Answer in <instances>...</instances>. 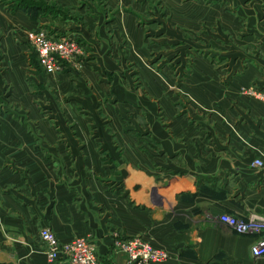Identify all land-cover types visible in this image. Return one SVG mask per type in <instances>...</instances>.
<instances>
[{
	"label": "crops",
	"instance_id": "1",
	"mask_svg": "<svg viewBox=\"0 0 264 264\" xmlns=\"http://www.w3.org/2000/svg\"><path fill=\"white\" fill-rule=\"evenodd\" d=\"M47 1L59 9L35 18L0 3V264H66L47 260L43 227L92 241L101 264H137L114 249L120 236L170 252L151 264H264L252 253L259 233L221 218L264 219V167L253 166L264 101L245 91L264 89V0H162L176 28L157 33L177 52L161 63L120 0H104L113 13ZM40 29L78 39L80 71L44 73L27 39ZM195 37L223 62L182 59L184 43L200 49ZM45 96L52 115L78 122L40 121Z\"/></svg>",
	"mask_w": 264,
	"mask_h": 264
},
{
	"label": "built area",
	"instance_id": "2",
	"mask_svg": "<svg viewBox=\"0 0 264 264\" xmlns=\"http://www.w3.org/2000/svg\"><path fill=\"white\" fill-rule=\"evenodd\" d=\"M27 39L47 74L63 71L83 53V46L71 35L50 34L40 29L28 31ZM249 91L264 101V89L251 86ZM253 166L264 167V160L261 157L256 158ZM221 218L239 233H259L258 240L252 246V253L254 257L264 256V219L256 217L249 223H243L239 222L238 217L230 214H223ZM40 239L46 246L50 263L62 259L66 264H101L96 244L86 238L76 237L71 241L62 242L51 228L43 227L40 230ZM120 247L128 255L131 263L151 264L170 257L168 250L154 247L143 237L127 238L122 241Z\"/></svg>",
	"mask_w": 264,
	"mask_h": 264
},
{
	"label": "rangeland",
	"instance_id": "3",
	"mask_svg": "<svg viewBox=\"0 0 264 264\" xmlns=\"http://www.w3.org/2000/svg\"><path fill=\"white\" fill-rule=\"evenodd\" d=\"M82 1H84L86 3L89 2L91 4L93 3L97 7L99 6L103 10H106V12H109V13L114 12V11H112V7L108 8L106 6L104 0H82ZM119 3H120V5H118V6L116 5V7L114 8V9H116V11L120 10V8H122L124 11H130V12L134 13L135 15H140L141 19H142V20H140L142 23L141 26L144 29H146V32L150 31L149 36H146V40H145V45L148 47V50H149V53H148L149 55L147 56L148 60H151L152 62L155 61L157 63L160 60H166V62H169L170 60L176 58V57H174L176 55V52H177L175 50V47L164 48L168 43L166 45H162V41H165V39H163V38L168 39V37L165 36L164 34L159 35V32L157 33V31H159L158 30L159 28L163 27V29H165V26H166L165 24L172 26L171 25L172 17L170 14L171 12L169 11V13H168V10H167L168 6L166 4H164L162 2V0H160V1L159 0H144L143 5L136 4L135 2H132V1H131V3H129V0H128V2L126 0H120ZM73 13H76V12H73ZM144 23H146V24H144ZM172 27L174 29L176 28L175 25ZM48 33H49V31H48ZM200 36H201V33H200ZM184 37H188V36L184 33ZM167 41H170V40L168 39ZM195 41H196L197 46L200 47V49L197 50V49L193 48V50H192L189 48V44H190L189 41L186 45L184 43V47H183L184 51L181 55L182 59L189 62V61H192L194 56H203L204 58L211 57L214 61L219 62V63L223 62L222 52H219V48L211 47V50L207 52L208 47L206 45H204L206 43L200 42V41H203L200 37L199 38L195 37ZM161 51H163L165 54L161 55V53H160ZM86 54H87V51L83 46V53L74 61V63L70 64L67 68L68 69H74L75 71H80L81 68L79 69V67L81 65H83L85 58H86ZM33 62L35 65H37L35 58H33ZM172 62H170V64ZM159 63H161V62H159ZM38 65L39 66L41 65L39 62V59H38ZM40 68L44 71V73H46L45 70L43 69V67L40 66ZM64 70H66V68ZM183 70H182V72H183ZM58 74H60V73H52V75H58ZM135 80H136V85L138 87V85H140V84L138 81L139 77L137 74H135ZM251 86L252 85L248 86L245 91L247 93V96L255 97L249 91ZM50 92H52V91H50ZM186 100H188V98H186V97H184L183 100L181 99L182 102H186ZM41 102H42V105L40 104V111L43 114V116L40 117V121H42V119H44L47 122H49L50 124L60 125V126L62 123L71 124V123L78 122V120L74 116H70V115H68V116H55V115H52L51 113H53V112L51 110V106H50V103H49L47 96H45V98L42 99ZM49 108H50V110H49ZM86 119H88L87 120L88 122L93 121L91 119V117H86ZM102 120H104V121H106V123H108L110 119H109V117L104 116V117H102ZM61 138L62 137H60V139ZM149 140H151V139H149ZM230 215H232V214H230ZM233 216L238 217L239 222L249 223V221H250V220H248L249 217L244 218V217H240L238 215H233ZM251 233H249V234H251ZM136 237H140V236H136ZM129 238H134V237H129ZM124 240H127V238H123L120 236L117 240L118 243L116 241L114 244V249L117 251H123L120 246L122 244V241H124ZM44 249L46 251V246L44 247ZM261 257H264V256H261ZM255 258H260V257H255ZM47 260H48V258H47Z\"/></svg>",
	"mask_w": 264,
	"mask_h": 264
},
{
	"label": "trees",
	"instance_id": "4",
	"mask_svg": "<svg viewBox=\"0 0 264 264\" xmlns=\"http://www.w3.org/2000/svg\"><path fill=\"white\" fill-rule=\"evenodd\" d=\"M0 3L4 4L10 11L23 9L34 18L48 10L59 9L58 5L47 0H0Z\"/></svg>",
	"mask_w": 264,
	"mask_h": 264
}]
</instances>
